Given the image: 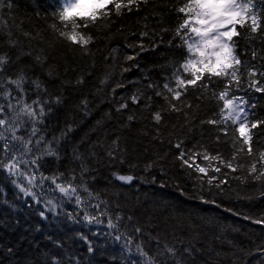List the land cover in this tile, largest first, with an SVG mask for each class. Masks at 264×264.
Segmentation results:
<instances>
[{
  "label": "trees",
  "instance_id": "1",
  "mask_svg": "<svg viewBox=\"0 0 264 264\" xmlns=\"http://www.w3.org/2000/svg\"><path fill=\"white\" fill-rule=\"evenodd\" d=\"M10 2L13 8L3 9L0 15L12 25L13 39L19 40V47L33 54L32 57L23 56L21 64L28 66L31 76L38 77L47 86L53 99V111L41 126L42 133L46 139H52L54 135L59 137L69 126L73 129L68 133L67 139L62 141L61 151L65 158L59 165L48 159L41 171L45 175H51L57 168L67 172L74 148L86 151L89 142L96 141L98 137L102 140L106 137L111 141L119 136L121 146L128 149V162L112 166L107 163L98 164L89 174L90 177L95 176V180L89 179L90 185L102 194L103 199L113 206L119 203L120 208L113 207L114 211L118 210L125 216L133 215L134 222L145 226L154 234L163 235L175 230L177 234L184 236H198L200 243L197 246L204 251L203 255L197 254L196 264H204L206 259H210L209 252L212 253L211 258H215V253L219 252L223 264H264V252L257 251V248L264 245V226L244 219V216L264 215V178L255 181L248 175L252 163H256L258 171L262 168L256 150L264 151V129L253 130L254 155L250 157L242 153L233 161L234 165L243 164L244 168L230 172L219 161L198 158V164L208 167V174L204 176L191 169H182L176 160L179 149L173 145L183 140V146L187 150H192L195 145L197 151L203 152L206 149L211 155L219 153L223 158L230 159L233 152L232 141H237L236 147L242 143L239 134L235 132L236 125L229 122L228 135L224 136L217 126L201 123L203 120L221 118L219 109L222 101L215 98L196 101L198 90L189 88L187 99L193 103V108L200 103L192 120L191 131L183 126L182 117L166 112L164 124L158 126L161 130L159 139L154 138L157 126L151 121L150 112L141 111V106L132 105L128 101V110L121 114L115 112L121 97L127 98L147 82L144 80L145 76L162 84L163 76H170L173 70L169 65L174 60L182 61L190 55L187 53V45H183L182 40L174 35L184 18L183 14L163 9L162 0H153L148 6H142L140 11L126 12L120 17L113 12L110 27L105 20H98L95 27L87 29L98 39L89 45L91 54L85 55L77 46L61 41L52 30L53 24L63 27L56 15L61 6L60 0ZM185 2L186 0H179V5ZM172 3H176V0H172ZM161 27H166L168 31L160 32ZM146 30L149 36L142 37L141 33ZM154 30L157 32L156 36H152ZM238 30L246 29H239L238 26ZM184 31L189 43L193 42L194 33L187 29ZM23 33H30L31 38H26ZM6 40V36L0 37V52H8L15 59V49L10 50ZM141 43L145 46L144 50L138 47ZM253 49L257 52L255 60L251 56ZM241 51L245 53L242 56L244 68L241 76V87L244 90L235 94L244 96L250 103L257 105L250 110V121L264 119V94L248 88L247 77L248 68L255 67L264 71V60L261 59L264 57V42L259 35L252 41L241 39L238 53ZM36 55L43 57L42 64H35L33 57ZM129 55L135 56V59L126 61L125 58ZM129 65L130 70L121 76L122 67ZM16 67L17 65H13L9 74ZM113 70V81L123 79L127 85L118 89L115 97L111 93L113 81H109L108 86L100 84L106 72ZM187 75L190 78V74ZM81 77L84 83L78 84L77 80ZM255 79L264 80L259 76ZM223 83L222 80L214 81L208 96L212 97L213 90L218 94ZM235 88L236 84L233 83V92ZM57 96L61 97L60 104L54 102ZM34 98V95L30 97ZM84 100L88 101L87 116L83 111ZM161 106L166 107L165 101L154 97L153 109ZM108 114H111V118ZM130 114H135L136 119L129 123L127 116ZM97 121H101L104 126L103 135L96 130ZM217 135L221 137L220 142L216 141ZM97 151L103 155L102 149ZM153 161L157 162L156 166L146 172L144 166ZM92 163L97 164L95 160ZM132 164L137 167H130ZM217 166L221 167L219 173L213 171ZM113 171L139 176L143 178V182L137 179L131 185H123L112 180ZM198 176L204 181L203 191L196 190L199 187ZM212 176L226 179L228 183L221 189L215 186L209 189L206 181ZM153 177L155 183L151 182ZM161 183L165 186L161 187ZM181 191L186 195H181ZM46 195L59 199L57 192L47 188ZM200 196L215 200L216 203H202ZM41 210L43 205H35L30 197H24L11 184L6 174L0 171V264H50L53 257L60 260L61 264H128L126 254L118 243L104 236L93 235L94 232L103 233L106 228L86 225L83 221L72 223L66 219L67 211H79L74 204L64 202L60 215L54 217L48 213L47 220L40 218L38 213ZM89 211L94 212L93 209ZM81 234L92 242L95 249L93 253H88V244L80 239ZM53 241L60 242L61 246L57 247Z\"/></svg>",
  "mask_w": 264,
  "mask_h": 264
},
{
  "label": "snow or ice",
  "instance_id": "2",
  "mask_svg": "<svg viewBox=\"0 0 264 264\" xmlns=\"http://www.w3.org/2000/svg\"><path fill=\"white\" fill-rule=\"evenodd\" d=\"M60 2L61 6L57 9L56 15L63 27L53 24L51 25L53 32L61 41L77 46L85 55H89L91 54L89 45L94 44L98 37L93 36L87 29L95 27L98 20H105L110 27L113 23L111 21L113 12L120 17L126 12L140 11L142 6H148L153 3V0H60ZM161 7L183 14L184 18L175 29L174 35L182 40L183 45H187V53L190 55L182 61L174 60L169 65L173 70L170 76H163L162 84L145 76L144 80L147 82L127 98L121 97L115 112L121 114L128 110V101L132 105L141 106V111L150 112V119L157 126L154 138L159 139L161 130L158 126L164 124L166 112L176 113L178 118L182 117L183 126L191 131L192 120L195 118L196 109L200 108V103L195 105V109L193 108V103L187 99L189 88L198 90L195 95L196 101L203 102L210 98L222 101V107L219 109L221 118L203 120L201 123L217 126L218 131L224 136L228 135L229 122L231 125H236L235 132L239 134L242 143L236 147L237 141H232L233 152L230 159L223 158L219 153L211 155L206 149L203 152L197 151L195 145L192 150H187L183 146V140L176 142L173 146L179 149L176 160L179 161L182 169H191L207 176L208 167L196 162L198 158H202L205 161H219V164L230 172H236L238 168H244L243 164L234 165L233 163L238 155L242 153L250 157L254 155L253 130L264 129V119L249 120L250 110L255 109L257 105L250 103L244 96L235 94L244 90L241 87V76L244 68L242 56L245 53L243 51L238 53L240 40L252 41L259 35L264 42V27H262L264 0H186L182 5H179V0H176V3H172V0H162ZM5 8L8 10L13 8L10 0H0V11ZM163 14L162 11L161 16ZM238 26L239 29L246 30L240 31ZM11 28L12 25L7 19L0 15V37L6 36L9 49H15V59L8 52H0V171L6 174L11 184L24 197H30L35 205H43V210L38 213L43 220L48 219V213L58 217L64 202L74 204L79 211L76 213L67 211L66 219L72 223L83 221L86 225L106 228L107 230L103 233L94 232L93 235L104 236L118 243L122 252L126 254L125 259L128 260V264H196L197 254L203 255L204 251L197 246L200 243L198 236L192 234L184 236L177 234L175 230L165 232L163 235L154 234L145 226L134 222L133 215L125 216L118 210L114 211L113 207L120 208L119 203L113 206L90 185L89 179L95 180V176L90 177L89 174L98 164L107 163L112 166L117 163L124 165L128 162V149L126 146H121L119 136L111 141H108L106 137L103 140L98 137L96 141L89 142L86 151H81L79 147L74 148L67 172L57 168L51 175H45L41 171L44 162L48 159L54 160L59 165L65 158L61 151L62 141L67 139L68 133L73 129L69 126L59 137L54 135L52 139L45 138L41 126L53 111L51 107L53 99L47 86L38 77L31 76L28 66L21 64L23 56L32 57L33 54L19 47V40L13 39ZM185 29L194 33L199 39L189 43ZM164 31L168 29L161 27L160 32ZM23 35L31 38L30 33H23ZM156 35L157 32L154 30L152 36ZM141 36H149V32L146 30L141 33ZM138 47L141 50L145 49L143 43ZM251 56L253 60L256 59L255 49L251 51ZM33 59L35 64L44 62L41 55H36ZM112 59L115 60V57ZM125 59L132 61L135 56L129 55ZM261 59L264 60V57ZM13 65L17 67L12 74H9ZM130 67V65L122 67L121 76L124 72H128ZM187 74H190V78ZM114 75V70L106 72L100 80L101 86H108L109 81H113ZM258 76L264 78V71L255 67L247 69L248 88L256 93L264 94V80L255 79ZM221 80L224 82L222 90L218 94L213 90L212 97H209L208 92L212 89V83ZM77 83L83 84V77L79 78ZM233 83L236 84L234 92ZM113 84L114 86L111 87L113 97L116 96L118 89L127 86L123 79L115 80ZM32 95L35 96L34 99H30ZM154 97L164 100L166 107L153 109ZM54 102L60 104L61 97H55ZM82 104L84 115L87 116L88 101L84 100ZM108 115L111 118V114ZM135 119V114L127 116L129 123ZM96 130L101 135L104 134L101 121L96 122ZM220 140L221 137L217 135L216 141L220 142ZM169 143L172 141L169 140ZM97 149H102L103 155H100ZM256 151L262 168L258 171L256 163H252L248 169V175L255 181H261L264 178V151L258 149ZM93 160L97 164H93ZM156 163L153 161L146 164L144 170L151 171ZM130 167L135 168L137 165L132 164ZM213 171L219 173L221 167L217 166ZM111 178L123 185H131L137 179L143 182V178L139 176L130 173L121 174L119 171H113ZM234 178L240 179V177ZM197 180H199V187L196 190L203 191V179L198 176ZM214 181H217L215 185H213ZM151 182H156L154 177ZM206 183L209 189L213 186L221 189L228 181L212 176ZM160 186L165 185L161 183ZM46 188L54 193L58 192L59 199L47 197ZM181 195L186 193L181 191ZM199 199L202 203H216L215 200H207L203 196ZM216 206L219 207L218 204ZM90 209L94 212H90ZM233 214L237 215V213ZM244 219L250 220L252 224L264 226V215L244 216ZM80 239L88 244L89 254L95 251L87 236L81 234ZM53 242L57 247L61 246L60 242ZM257 251L264 252V245L257 248ZM209 257L210 259H206L204 264H223L219 252L215 253V258H211L212 253L209 252ZM50 264H61V262L53 257Z\"/></svg>",
  "mask_w": 264,
  "mask_h": 264
},
{
  "label": "rangeland",
  "instance_id": "3",
  "mask_svg": "<svg viewBox=\"0 0 264 264\" xmlns=\"http://www.w3.org/2000/svg\"><path fill=\"white\" fill-rule=\"evenodd\" d=\"M198 39H199V37H196L195 34H194V40H198ZM58 195H59V193H58Z\"/></svg>",
  "mask_w": 264,
  "mask_h": 264
}]
</instances>
